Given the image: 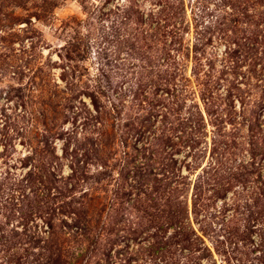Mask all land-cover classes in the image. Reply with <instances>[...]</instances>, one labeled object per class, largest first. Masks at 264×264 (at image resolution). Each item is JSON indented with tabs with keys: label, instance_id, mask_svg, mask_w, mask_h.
Listing matches in <instances>:
<instances>
[{
	"label": "trees",
	"instance_id": "16d2710c",
	"mask_svg": "<svg viewBox=\"0 0 264 264\" xmlns=\"http://www.w3.org/2000/svg\"><path fill=\"white\" fill-rule=\"evenodd\" d=\"M126 2L117 42L144 63H130L117 83L120 104L138 111L111 172L98 129L110 77L108 88L95 80L83 93L94 111L85 121L99 132L80 152L93 153L94 172L78 162L61 175L53 159L24 172L23 111L0 113V264H229L251 255L264 264V107L251 102L247 77L216 75L210 53L222 43L230 73L236 59H264V0Z\"/></svg>",
	"mask_w": 264,
	"mask_h": 264
},
{
	"label": "rangeland",
	"instance_id": "374dc122",
	"mask_svg": "<svg viewBox=\"0 0 264 264\" xmlns=\"http://www.w3.org/2000/svg\"><path fill=\"white\" fill-rule=\"evenodd\" d=\"M141 1V6L149 9L154 0ZM126 5V0H0V113L7 110L15 116L23 111L24 118L19 120L26 132L22 143L21 138L17 142V156L27 159L24 172L33 165L42 167L48 159L54 160L61 175L72 173L78 162L89 172L95 171L98 163L92 160L93 153L88 157L80 152L92 147L99 132L85 121L94 111L83 93L95 80L107 87L103 82L107 76L115 91L101 99L104 115L98 129L105 132L110 148L100 163L109 165L111 172L119 162L124 125L138 109L128 99L120 104L117 83L130 63H144L140 57L127 59V51L117 42L125 35L118 28L121 14L117 8L122 11ZM148 33L151 38L152 32ZM129 39L133 42L134 38ZM213 46L210 53L216 57V75L222 77L225 71L223 77L228 80L236 75L247 77L252 86L251 102L256 100L258 108L264 107V83L257 81L264 79V59H236L238 68L230 73L226 70L230 62L223 59L224 45L216 41ZM183 62L191 75L194 60ZM217 258L218 264H228ZM254 258L251 255L229 264H251Z\"/></svg>",
	"mask_w": 264,
	"mask_h": 264
}]
</instances>
